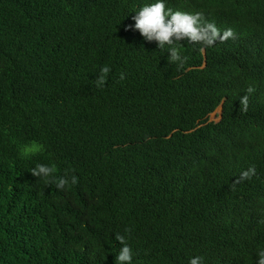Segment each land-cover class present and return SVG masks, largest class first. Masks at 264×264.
<instances>
[{
	"label": "trees",
	"instance_id": "trees-1",
	"mask_svg": "<svg viewBox=\"0 0 264 264\" xmlns=\"http://www.w3.org/2000/svg\"><path fill=\"white\" fill-rule=\"evenodd\" d=\"M148 2L0 0V264H115V233L132 264H257L264 6L167 0L234 37L160 49L126 27Z\"/></svg>",
	"mask_w": 264,
	"mask_h": 264
},
{
	"label": "clouds",
	"instance_id": "clouds-1",
	"mask_svg": "<svg viewBox=\"0 0 264 264\" xmlns=\"http://www.w3.org/2000/svg\"><path fill=\"white\" fill-rule=\"evenodd\" d=\"M260 8L264 6V0H257ZM128 15V14H127ZM134 24H129L126 27L137 29L141 35L147 39H155L158 47L164 49L165 45H174L175 42L187 40L192 43H200L202 45H214L217 41H226L234 37L232 28L221 30L214 22L203 19V14L200 12H188L180 9H172L167 7V0H149L148 3L139 6L135 10V15L132 16ZM169 53L168 59L171 62L179 61L183 63V58L178 47L167 48ZM111 72V67L107 64L101 66L100 74L96 80L97 87L106 85L107 74ZM124 73L120 74V78H124ZM250 90V89H249ZM246 103V98H244ZM220 107L219 105L217 108ZM216 110V109H215ZM220 117V113H219ZM54 172V166L38 163L32 168V173L35 176L49 178ZM256 174L255 165H250L244 169L239 176V179H251ZM78 177L71 176V183L76 184ZM69 180L66 176L59 177L56 187L64 188ZM127 232L128 229H125ZM115 240L120 241V247L115 253V264H132L133 249L127 243V236L122 233H115ZM257 264H264V248H260L256 254ZM187 264H205L203 255H192L188 257Z\"/></svg>",
	"mask_w": 264,
	"mask_h": 264
},
{
	"label": "rangeland",
	"instance_id": "rangeland-1",
	"mask_svg": "<svg viewBox=\"0 0 264 264\" xmlns=\"http://www.w3.org/2000/svg\"><path fill=\"white\" fill-rule=\"evenodd\" d=\"M219 113H220V107L216 108V110L209 115V118L217 120L219 118Z\"/></svg>",
	"mask_w": 264,
	"mask_h": 264
}]
</instances>
